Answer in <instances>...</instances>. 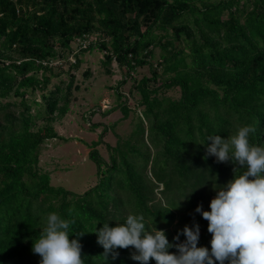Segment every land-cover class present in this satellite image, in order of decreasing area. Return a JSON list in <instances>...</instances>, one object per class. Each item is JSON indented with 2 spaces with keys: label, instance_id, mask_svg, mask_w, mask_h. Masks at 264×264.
Here are the masks:
<instances>
[{
  "label": "trees",
  "instance_id": "trees-1",
  "mask_svg": "<svg viewBox=\"0 0 264 264\" xmlns=\"http://www.w3.org/2000/svg\"><path fill=\"white\" fill-rule=\"evenodd\" d=\"M95 51L105 74L116 62L125 78L115 88L124 101L113 109L125 117L129 96L120 87L140 67L151 77L135 85L139 142L107 146V161L98 150L105 129L88 145L95 182L77 194L51 184L40 150L67 141L54 123L80 89L81 56ZM174 89L176 99L159 96ZM246 124L255 129L250 142L264 144V0H0V264H39L32 241L50 212L70 221L85 264H140L131 246L105 257L94 233L129 214H142L174 245L185 241V225L198 224L197 246L210 249L208 222L195 208L210 210L213 187L239 166L208 155L206 140Z\"/></svg>",
  "mask_w": 264,
  "mask_h": 264
},
{
  "label": "clouds",
  "instance_id": "clouds-1",
  "mask_svg": "<svg viewBox=\"0 0 264 264\" xmlns=\"http://www.w3.org/2000/svg\"><path fill=\"white\" fill-rule=\"evenodd\" d=\"M254 131L246 124L230 137L216 134L206 140L211 141L206 145L208 155L217 162L239 166L231 180L213 187L210 210H203L201 205L195 208L208 222L210 249L197 246L198 224L185 225V241L174 245L164 230L155 226L149 229L142 214H129L123 222L113 226L105 222L95 228L104 256L131 246L135 250L132 259L140 264H148L150 259L155 264H264V144L250 142ZM69 231L70 221L57 212L48 213L43 232L32 241V252L41 257L39 264H85L82 245ZM179 235L173 239L179 240ZM173 247L177 252L169 251Z\"/></svg>",
  "mask_w": 264,
  "mask_h": 264
},
{
  "label": "rangeland",
  "instance_id": "rangeland-1",
  "mask_svg": "<svg viewBox=\"0 0 264 264\" xmlns=\"http://www.w3.org/2000/svg\"><path fill=\"white\" fill-rule=\"evenodd\" d=\"M159 53L160 49L156 48L155 57L152 59L154 63L158 61ZM81 58L83 63L75 72V84L80 89L74 91L68 114L54 123L57 134L67 141L64 142L60 138L48 141L41 147L39 159V169L50 174L52 185L61 186L77 194H83L95 182L96 166L88 158V145L97 141L105 129L103 144L98 150L107 161L109 160L107 146L113 148L119 144L123 147L126 143L139 142L134 136L140 116V109L133 105V98H140L135 85L142 77H151L148 66L140 67L131 73V78L127 77L126 83L120 87L123 96H129L127 101L129 112L125 117L121 109L113 110L124 101V98L117 99L116 96L115 88L122 79H125L117 63H112L111 74H105L102 53L95 51L82 55ZM65 70H68V66H65ZM86 70L91 71L92 75L89 78H85ZM151 85L158 87L160 81ZM159 96L176 99L179 92L176 89L168 90ZM36 98L39 99V94Z\"/></svg>",
  "mask_w": 264,
  "mask_h": 264
}]
</instances>
